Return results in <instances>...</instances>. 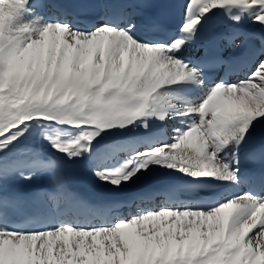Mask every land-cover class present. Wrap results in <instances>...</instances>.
Listing matches in <instances>:
<instances>
[{"label":"snow or ice","instance_id":"snow-or-ice-1","mask_svg":"<svg viewBox=\"0 0 264 264\" xmlns=\"http://www.w3.org/2000/svg\"><path fill=\"white\" fill-rule=\"evenodd\" d=\"M258 138L264 0H0V264H264Z\"/></svg>","mask_w":264,"mask_h":264},{"label":"bare ground","instance_id":"bare-ground-1","mask_svg":"<svg viewBox=\"0 0 264 264\" xmlns=\"http://www.w3.org/2000/svg\"><path fill=\"white\" fill-rule=\"evenodd\" d=\"M228 51V53L230 54V49H226L224 50V52ZM173 126H179V125H173V124H169L167 129H168V132L171 133V129ZM141 131H143V129H141ZM164 131V130H162ZM172 135V133H171ZM168 136V135H167ZM178 152L180 151L179 149L177 150ZM161 174L163 175H167L166 178H169V177H174L176 178L177 180H184L186 178H181L179 176V174H176V175H168V174H165L163 172H161ZM67 184H68V188L71 192H74L76 194H78L79 192L81 191H88V192H92L94 193L95 195L98 196V198H101L103 197V195H112L111 193L105 191L104 189L98 187L91 179H89L88 177L78 173V172H74V171H70L68 173V180H67ZM8 189L9 191H17V192H23L24 189L21 188L20 186L18 185H11V186H8ZM147 207V206H145Z\"/></svg>","mask_w":264,"mask_h":264}]
</instances>
